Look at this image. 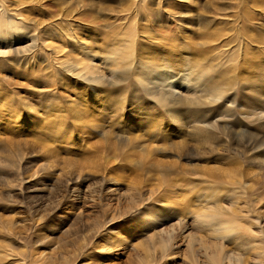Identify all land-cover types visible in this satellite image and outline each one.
<instances>
[{
    "label": "rangeland",
    "instance_id": "rangeland-1",
    "mask_svg": "<svg viewBox=\"0 0 264 264\" xmlns=\"http://www.w3.org/2000/svg\"><path fill=\"white\" fill-rule=\"evenodd\" d=\"M2 4L37 41L0 54L5 264H264V97L196 87L237 58L264 82V0ZM161 73L178 119L148 93Z\"/></svg>",
    "mask_w": 264,
    "mask_h": 264
},
{
    "label": "bare ground",
    "instance_id": "bare-ground-1",
    "mask_svg": "<svg viewBox=\"0 0 264 264\" xmlns=\"http://www.w3.org/2000/svg\"><path fill=\"white\" fill-rule=\"evenodd\" d=\"M2 20H4L5 23ZM16 20H19V19L15 18V17H13L11 15L9 16V12L5 8L4 4H2L0 6V54H2V55H3V53H5V48L6 49L9 48V47L8 48L6 47V43H7L6 40H8L7 37H9V36L18 37L16 40L13 41L15 44L19 45L18 46L19 48L17 49L18 53H22V54L23 53H27L32 48L36 47V42L37 41H35L34 39L32 40V37H33L32 36V32H31V30H29V26H28L27 22L23 21V20H21V21H16ZM1 27L2 28L3 27H7V28L11 29V31L14 30L16 32H14V33L11 32V34H5L6 38H7L6 39L4 37V35H1V33L4 32L7 28L2 29ZM6 31H8V30H6ZM7 33H10V32H7ZM8 41H10V40H8ZM248 54L250 56L253 55L252 52L251 53L249 52ZM248 54H247V56L244 59L248 58ZM239 63H241V61L237 58L236 60H233V61L229 60V62L226 65L224 63V64L220 65V67H218V66L214 67V70L213 69L211 70L210 67H209V69H210V71H208L209 73H211L213 71L216 72V70H217L218 72L223 74L226 78L223 77V78L216 79V77H213V79L208 80L206 73H200L198 76H196V80H197L196 87L198 86V88L200 90H202L206 94L210 95L211 98H214L215 102H219V101H222L224 99H227V97L229 96L230 92H239L238 89H241V88H244V89L248 88L247 94H249L250 96L251 95H255L257 97H259V96L264 97V82H262L261 79H259V78H250L248 76L249 74L245 75L246 79H241L240 77H238L237 71L240 70ZM159 77L160 78L157 79L158 80L157 83L156 82L153 83V85L155 84L156 87H153V88L149 89L148 93L152 97L154 95H159V97H162L163 99H165L164 100V103H166L165 107L168 109V111L175 112V113H173V114H175L174 115L175 119H178V113L176 112V110L178 108L174 107L175 103L177 102L176 100H178V97L175 96V95H177V94H175L177 91L175 92L173 89H170V88H168V90H166V86L167 87H171L173 85V83L171 82V80L169 81L170 83L168 82V80H165L167 76L163 75L162 73L159 75ZM161 77H162V79H161ZM194 79H195V77L193 78V80ZM89 81L92 82V84L94 86L93 89H95V90H96L95 87H97L101 83L100 79L98 77H95V76L90 77ZM166 81H167V84H166ZM168 83H169V86H168ZM248 83H249V87H248ZM160 84H162V85H160ZM237 84H240L241 87L236 86ZM182 92H181V94H183ZM169 95L171 96L170 101L167 98V96H169ZM222 97H224V99H222ZM154 98H155V96H154ZM167 100H168V103H167ZM214 100H212V101H214ZM188 102H189V100H188ZM161 103H162V101H161ZM177 104H179V103H177ZM182 107H184V106L182 105ZM254 148H256V144H255V147L252 148V150ZM259 150L264 152V141L259 145L258 151ZM258 163L264 164V153L258 157ZM162 213H163L162 211L155 210L151 214L150 218L151 219L162 220L163 217H160V215ZM145 214H146V212L143 215H145ZM180 225H181V223H180ZM165 235H166V239L164 237H162V236L157 238V239H160L159 242H158V245L162 248L164 256H165V254L167 252V249H168V247H169V245H170V243L172 242V239H173L171 233L166 232ZM144 252L146 254V258H151L153 255H155L156 250H151V248H146L144 250ZM221 258H222V249L219 248V253L213 257V263L217 264V261H219ZM234 262H235V264H240V260L239 259H236ZM5 263H6L5 259L2 256H0V264H5ZM230 263H232V259H230ZM151 264H157V262L156 263L152 262ZM219 264H220V261H219Z\"/></svg>",
    "mask_w": 264,
    "mask_h": 264
}]
</instances>
